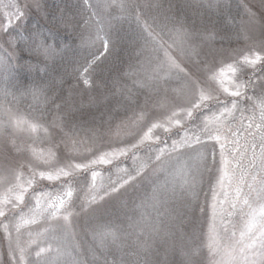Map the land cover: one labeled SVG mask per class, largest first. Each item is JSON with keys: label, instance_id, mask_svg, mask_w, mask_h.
Here are the masks:
<instances>
[{"label": "rangeland", "instance_id": "rangeland-1", "mask_svg": "<svg viewBox=\"0 0 264 264\" xmlns=\"http://www.w3.org/2000/svg\"><path fill=\"white\" fill-rule=\"evenodd\" d=\"M45 7L29 25L68 51L43 77L0 64V264H264L259 234L241 235L264 207V0ZM57 18L75 26L70 35ZM101 31L114 43L86 87L74 69L97 50L82 42ZM5 50L28 58L23 41L14 48L0 34ZM205 119L227 137L223 156L202 132L190 188L173 185L175 160L153 175L156 150Z\"/></svg>", "mask_w": 264, "mask_h": 264}, {"label": "snow or ice", "instance_id": "snow-or-ice-1", "mask_svg": "<svg viewBox=\"0 0 264 264\" xmlns=\"http://www.w3.org/2000/svg\"><path fill=\"white\" fill-rule=\"evenodd\" d=\"M0 10H4L5 12V15L0 17V34H3L6 42L10 43L14 48H18L20 42L23 41V46L28 57L25 59L24 55L21 54L14 56L11 52L5 50V55H0V64L5 67H12L9 61L15 60L18 66L26 68L27 71L36 72L42 77L46 76L50 63L54 62L58 57H62L70 46L64 43L58 44L55 37L47 34L43 28L35 24L29 25V19L33 12L42 14L44 17L47 16L45 0H26L23 4H20L18 0H0ZM58 26L63 27L65 33L68 35L71 34L75 27L72 26V28H70L62 19H60ZM48 31L50 32L51 30L49 29ZM25 33L27 34L26 36ZM113 43L114 41L111 39L110 35L103 31L98 32L94 39H89L86 43L82 42L81 47H95L97 50L84 65L77 63L74 71L77 73V80L80 83L84 84L86 87L91 86V76L96 71V65L103 62L104 57L108 55ZM20 61H23V63L20 64ZM168 67L170 69L171 65ZM163 71L164 66L161 64L156 70V74L160 75ZM164 75H166V73H164ZM54 82L56 81L50 83ZM201 98L205 99L206 97L202 95ZM176 123L179 124L180 122L177 121ZM202 124L203 129L201 131H185L179 139H174L172 141L171 146L165 144L163 147L156 150L155 156L150 157V159L158 162L157 166L152 169L153 175L160 171L168 173V166L175 160L177 161L175 169L172 173H168V175L173 177V185L175 184V179L179 178L181 187L190 188L191 184L188 180V176L196 170L198 165L205 159L204 154L199 151V148H193V145L201 144L200 137L202 132L207 135L209 140L218 143L221 155L223 156L227 144L226 135L219 129H217L215 135L210 134L208 131L209 123L206 119L202 120ZM233 135H236L238 140V134L234 133ZM186 148L192 149L193 154L189 155L186 159H182L184 155L182 150ZM148 167L149 164L145 163L135 175H129L127 180H124L116 187L110 188L108 192L104 193V196L118 193L125 185L135 182L137 177L143 175L144 170ZM221 179H223V175ZM104 196H100L99 199L102 200ZM97 202L98 200L95 198L91 201V203ZM87 207L88 205H85V209H87ZM188 208L189 211H197L191 204L188 205ZM198 211L200 214L204 213L203 208L198 209ZM69 215H71V213H69ZM65 219H67V217H65ZM245 232H247L250 237L258 233L260 247L264 249V207H262L258 213L250 212L248 214L241 235L243 236ZM262 255H264V253H262Z\"/></svg>", "mask_w": 264, "mask_h": 264}]
</instances>
